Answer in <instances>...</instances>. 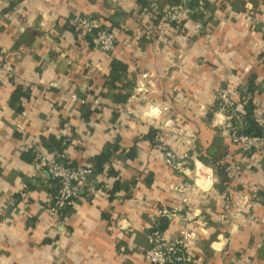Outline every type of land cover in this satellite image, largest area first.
Returning <instances> with one entry per match:
<instances>
[{"label": "crops", "instance_id": "0c3cea01", "mask_svg": "<svg viewBox=\"0 0 264 264\" xmlns=\"http://www.w3.org/2000/svg\"><path fill=\"white\" fill-rule=\"evenodd\" d=\"M205 3L180 26L147 24L140 0H0V264H150L159 219L189 235L192 264H264V152H242L219 125L220 91L246 118L264 108V0ZM81 13L118 31L112 54L75 32ZM156 133L188 153L182 169ZM32 142L80 164L112 150L103 191L71 201L63 223Z\"/></svg>", "mask_w": 264, "mask_h": 264}, {"label": "built area", "instance_id": "2783aa9c", "mask_svg": "<svg viewBox=\"0 0 264 264\" xmlns=\"http://www.w3.org/2000/svg\"><path fill=\"white\" fill-rule=\"evenodd\" d=\"M156 3H153V6ZM205 0H198L193 9L171 7L164 11V16L170 22H179L188 17L189 11H204ZM147 9V8H145ZM77 34L92 37L97 47L105 54L114 52L118 40V31L111 26L98 23L97 19L89 13H81L72 19ZM222 98L228 106V114L221 125L227 128L226 139L244 153L257 154L264 152V108H257L249 123L240 104L231 99L228 92L223 91ZM98 104V100H94ZM251 127V131L248 128ZM256 128L259 129L257 133ZM154 144L162 150L166 163L176 169H182L188 153L177 154L162 138L161 133H156ZM35 159L38 160L54 183V190L48 203V211L55 216L59 223L65 221V212L71 201L82 198L92 199L93 196L103 191L105 184L100 175H94L92 163H75L65 151L46 153L36 142L30 144ZM207 184L214 183L212 175L206 177ZM186 200V198H184ZM160 212L168 218L176 216L175 212L166 209ZM189 235L184 231L175 237L167 236L156 222L148 236V246L144 250L145 259L150 264H192V258L187 251Z\"/></svg>", "mask_w": 264, "mask_h": 264}, {"label": "rangeland", "instance_id": "374dc122", "mask_svg": "<svg viewBox=\"0 0 264 264\" xmlns=\"http://www.w3.org/2000/svg\"><path fill=\"white\" fill-rule=\"evenodd\" d=\"M188 0H182L180 3H177L176 5H171V6H167L165 8H162V9H159V7H161L158 3L157 0H140L141 2V6H140V10H139V18H141V20L145 21L147 19V24L151 23L153 20H157V17L160 18V16L162 17V19H166L169 23H171L165 16H164V11L168 8H171V7H181L182 9H186L188 8L189 9V3H187ZM198 1V0H197ZM197 1H196V5H197ZM153 3H156V6L154 5L153 6ZM195 5V6H196ZM194 6V7H195ZM206 6V5H205ZM147 8V9H145ZM155 12L154 14L152 12ZM204 11H205V7H204ZM203 10H200V11H195L196 13H202L204 12ZM191 13V12H189ZM184 19L179 21V22H175V23H178V25L182 26V22L184 23ZM174 23V22H172ZM222 92L220 91V94ZM221 104H220V108L221 110H224L226 112H228V106L226 105V101L222 98L221 96ZM223 122V120L221 121ZM219 125H220V122H219Z\"/></svg>", "mask_w": 264, "mask_h": 264}, {"label": "trees", "instance_id": "16d2710c", "mask_svg": "<svg viewBox=\"0 0 264 264\" xmlns=\"http://www.w3.org/2000/svg\"><path fill=\"white\" fill-rule=\"evenodd\" d=\"M196 1H192L190 3V6L192 5H196ZM194 2V4H193ZM193 6V7H194ZM116 65H119V68L117 70H123L124 69V65L118 61H113V65H112V71L114 72L115 69H116ZM22 94H25V92L22 90V87H18L14 90L13 92V95H12V102H16V101H19L20 99V96ZM252 117V115H251ZM251 117L249 118V116L247 117L248 120L251 121ZM250 121H248L249 123H251ZM155 135V134H154ZM154 142V136L152 135V138H151ZM64 149L63 148H59L58 151H63ZM112 150L108 147L107 149H105L103 151V153L101 154H98V155H95L92 159H91V162L94 166V175H97V174H100L103 170V164L104 162L109 158L110 154H111ZM164 219H159V227L160 229L163 230L164 226L166 225L167 223V220L163 221Z\"/></svg>", "mask_w": 264, "mask_h": 264}, {"label": "water", "instance_id": "95a60500", "mask_svg": "<svg viewBox=\"0 0 264 264\" xmlns=\"http://www.w3.org/2000/svg\"><path fill=\"white\" fill-rule=\"evenodd\" d=\"M256 130H257L256 132L259 133V129L256 128ZM248 131H249V132L251 131V127L248 128Z\"/></svg>", "mask_w": 264, "mask_h": 264}]
</instances>
